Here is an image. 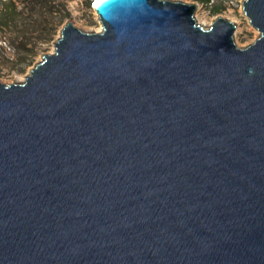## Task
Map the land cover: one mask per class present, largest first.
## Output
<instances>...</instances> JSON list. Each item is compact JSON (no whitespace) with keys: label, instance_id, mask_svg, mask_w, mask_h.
Listing matches in <instances>:
<instances>
[{"label":"water","instance_id":"water-1","mask_svg":"<svg viewBox=\"0 0 264 264\" xmlns=\"http://www.w3.org/2000/svg\"><path fill=\"white\" fill-rule=\"evenodd\" d=\"M0 83V264H264L261 32L180 0H95Z\"/></svg>","mask_w":264,"mask_h":264},{"label":"rangeland","instance_id":"rangeland-1","mask_svg":"<svg viewBox=\"0 0 264 264\" xmlns=\"http://www.w3.org/2000/svg\"><path fill=\"white\" fill-rule=\"evenodd\" d=\"M14 1H17L20 4V9L28 13L31 18L29 21L31 30L28 34L30 38L29 51L21 52L13 44L16 33L12 29L6 31L0 29L1 83L25 82L30 70L43 60L44 55L55 51V42L61 36L62 29L67 22H72L87 32H95L102 27L94 7L87 6L89 0H49L46 9L38 4L36 10L33 5L27 4L26 0ZM180 1L197 6L196 18L199 23L207 22L206 28H209L219 16L233 21L237 26L235 41L241 48L251 45L261 35V32L253 27L244 12V0H213L209 4L202 0ZM63 4L67 5L66 15L62 7ZM216 7H220L222 10L216 12Z\"/></svg>","mask_w":264,"mask_h":264},{"label":"trees","instance_id":"trees-1","mask_svg":"<svg viewBox=\"0 0 264 264\" xmlns=\"http://www.w3.org/2000/svg\"><path fill=\"white\" fill-rule=\"evenodd\" d=\"M95 0H89L87 2V6H93ZM205 3H211L213 0H202ZM27 4H31L34 6L36 10L38 4L44 7V0H26ZM49 3V0H48ZM0 29L3 31L12 29L13 32L16 33L15 40L13 42L14 45L21 51V52H28V45L30 42L29 38V30H31L30 24V15L26 13L24 10L20 9V4L14 0H0ZM49 5V4H48ZM64 13L67 11V5H62ZM28 10V8H25ZM222 8L216 7L215 11L219 12ZM66 15V13H65ZM67 15H69L67 13Z\"/></svg>","mask_w":264,"mask_h":264},{"label":"bare ground","instance_id":"bare-ground-1","mask_svg":"<svg viewBox=\"0 0 264 264\" xmlns=\"http://www.w3.org/2000/svg\"><path fill=\"white\" fill-rule=\"evenodd\" d=\"M201 24H203V25H207L208 26V23L207 22H205V21H201L200 22ZM103 30V26L97 31V32H101ZM25 80V79H24ZM24 82V81H23Z\"/></svg>","mask_w":264,"mask_h":264},{"label":"flooded vegetation","instance_id":"flooded-vegetation-1","mask_svg":"<svg viewBox=\"0 0 264 264\" xmlns=\"http://www.w3.org/2000/svg\"><path fill=\"white\" fill-rule=\"evenodd\" d=\"M44 8L46 9L48 7V0H44ZM1 83V82H0Z\"/></svg>","mask_w":264,"mask_h":264}]
</instances>
